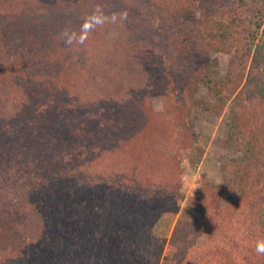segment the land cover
I'll list each match as a JSON object with an SVG mask.
<instances>
[{
  "label": "trees",
  "instance_id": "1",
  "mask_svg": "<svg viewBox=\"0 0 264 264\" xmlns=\"http://www.w3.org/2000/svg\"><path fill=\"white\" fill-rule=\"evenodd\" d=\"M1 1L8 4V15L14 21L3 41H24L25 50L33 53L19 56V52L10 53L5 43L0 46V93L8 110L0 113V119L19 118L16 133L4 141V147L0 146V247L12 246L3 252L9 261L0 264H158L161 257L156 249L160 245L149 250V245L156 244L155 238L148 233L145 239L137 225L151 230L158 220L155 197L167 193L163 184L172 182L178 163L175 155L181 156L195 138L189 109L179 113L168 104L165 112L153 118L150 110V118L142 125L133 121L137 134L129 137L119 127L122 118L132 122L130 107L133 109L137 102L147 105L152 93L181 100L185 90L195 92L197 85H205L221 104L235 97L231 130L241 155L230 161L224 174L229 181L240 177L245 207L229 208L230 227L262 239L264 246V178L258 166L264 163V53L251 57L248 49L237 45L236 38L221 32L216 48L227 51L231 58L226 76L213 79L205 52L214 49H203L192 38L206 25L205 19L199 22L197 18L198 0H152L154 11L146 6V0ZM42 9L53 13L62 9L70 19L67 24L61 23L62 27L48 22L50 28H39L36 39L24 25L33 24L37 10ZM142 19L153 23L143 24ZM25 33H29L27 37ZM248 67L247 79L240 84ZM119 82L123 88L116 93ZM103 99L111 102L104 106ZM77 112L80 118L75 116ZM92 118L93 126L88 122ZM51 131L58 132L49 138ZM37 132L45 133L40 138L45 145H38L40 141L34 136ZM28 140L37 143L30 147ZM102 140L107 143L99 145ZM88 144L94 151L99 145L98 155L113 170L118 168L116 177L121 179L125 174L123 178L129 180L128 174L133 173L137 182L141 181L122 198L132 205L133 214L129 216L137 225L120 218V204L105 207L115 210L109 213L88 214L86 222L70 206L69 193L74 188V195L85 192L82 185L89 184L86 178L78 180L74 175L76 168L81 170L78 161L85 170L89 168ZM56 146L66 158L48 160L45 152ZM26 160L40 166L34 169ZM50 161L53 166L59 165L52 169ZM225 197L232 198L229 189L203 183L193 204L208 214L207 225L220 214L223 217L222 210H213V205ZM64 213L71 220L67 221ZM149 218L150 225L146 222ZM186 227V223L177 225L170 242L180 251L182 240L181 254L193 245L191 228ZM61 228L67 231L62 234ZM57 233L64 237L57 239ZM49 237L66 247L64 255L60 252L54 256L50 250L45 256L43 244ZM191 261L196 263L193 258Z\"/></svg>",
  "mask_w": 264,
  "mask_h": 264
},
{
  "label": "rangeland",
  "instance_id": "2",
  "mask_svg": "<svg viewBox=\"0 0 264 264\" xmlns=\"http://www.w3.org/2000/svg\"><path fill=\"white\" fill-rule=\"evenodd\" d=\"M2 3L3 2L0 0V46L5 43L10 53L19 52V56L22 52L32 54V51L28 52L25 50L24 46L26 42L24 41L18 40L17 43L9 40L3 41L5 38L4 33L8 28L13 27L12 24L14 21H11L13 18L8 15L10 13L8 4ZM145 3L147 7H150L154 11L155 5L153 6L152 0H146ZM137 7L141 10L143 9L142 5ZM58 10L59 11H54V13L52 10L47 9L37 10L34 23L25 24L24 28L26 31L32 33V37L37 39L36 31L39 30V28L46 29L44 25L49 27L48 22H54L55 26L62 27V24H67L70 17L67 11L62 9ZM172 10H174V8H172ZM169 13V16H171L172 12L170 9ZM197 15L199 22H202L200 19H205L206 25L192 38L197 39V42L203 45V49H206L208 46L214 49L205 52L210 59L209 68L212 72L213 79H223L226 76L231 58L227 51L221 49L217 50L216 48L218 45L216 43L220 40L219 36L221 32H227L232 39L236 38L238 41L237 45H240V47L242 46L244 49H248L251 57L258 52L259 54L264 53V0H198ZM136 18H138L139 21L141 19L139 16ZM142 23L152 24L153 22L142 19ZM27 34L29 33H25V37L28 36ZM15 55L17 56V54ZM2 60L3 57H0V63ZM133 62H135V59H133ZM166 65H170L168 61H166ZM248 71L249 67L240 84L246 81ZM1 78L2 77H0V81ZM130 78L132 77L130 76ZM120 82L119 85L116 83V93L120 92L123 88ZM240 90L241 87L239 86L236 95L240 93ZM168 91L170 92L169 89ZM185 92L181 100L173 99L172 97L163 98L162 93L161 95L152 93L150 95V103L147 105L137 102V105L133 107V109L130 107L129 111L133 119L131 123H129L127 119L121 117L123 120L122 126L119 127V131H121L124 136L129 137L132 134H137L133 121H137L138 124L142 125L143 120L145 121L150 118L148 113L150 110L152 112L151 117L153 118V116L165 112L168 104L170 105V109L172 108L173 111L179 113L183 111L184 108L186 110L189 109L192 131L195 134V138L185 150L180 152L181 156L175 155L178 163L177 166H175V174L171 176L172 182L168 180L163 184V187L167 188L168 191L167 193L157 195V198L155 197V205L157 206L156 216L158 220L153 224L151 230L146 225L142 227V224H138L134 217L132 219L129 216L131 213L133 214V207L122 199L133 187H139V182L141 181L137 182V176L133 173L128 174V176H131L129 180L123 178L125 174H123L121 179L116 177L115 174L118 168L115 166L116 170H113L114 168L109 166L97 153L98 146L107 143L103 140L98 143L99 145H96L95 151L91 148V144H88L89 149H91V152L86 155L88 156L87 165L89 168L85 170L82 167V163L78 161V166L81 170L79 171L78 168H76L74 175L78 180L86 178L89 184L82 185V188L86 190L85 192L75 195L73 194L74 188L69 193V195L72 194V197H70L71 199H68L71 201L69 204L76 210V214L80 216L84 222H86L88 214L94 217L99 213H105V211L109 213L114 209L112 208V210L109 211L108 209L106 210L105 207L120 204L123 209L122 212H118L120 218H123L124 221H133L135 223L134 226L138 224L137 226L140 227L145 239L148 233L151 235V238L152 235L153 238H155L153 242L156 244L152 247L149 245L148 249L154 250L156 245H160L157 246L159 248L156 249L158 255L161 257L158 264H182V262L183 264H190L192 262L191 258L196 262L194 264H264V254L257 250L262 247V239L257 240L252 236L249 237L241 230H236L234 226L230 227L232 221L230 220L231 210H229V208H232L233 205L242 208L245 207L242 205L244 198L241 196L242 188L240 177L234 176L231 181H229L224 174L226 166L230 161L232 159H237L241 155L236 149V139L231 130L233 115L236 109L235 97L230 99L227 103H218L214 94L210 93L205 85H197L195 92L191 89L189 90V88L185 90ZM178 101L180 104L177 105L176 103H178ZM105 102V99H103L104 106ZM109 102L111 101H107L106 104ZM0 105L2 108L0 113H2V111L6 113L5 111H8L5 106L6 99L3 98L1 93ZM143 107L146 109V111L144 109L145 112L143 111ZM75 116L80 118V113L77 112ZM17 119H19L17 116L0 119V146L3 145L4 147V141L16 133L17 124L19 122ZM88 122H91L92 126L95 125L93 118ZM150 123L149 126L151 125ZM57 132L58 131L53 133V131H51L48 137L54 136ZM44 134L45 133L37 132L34 135L37 138L36 141H40L38 144L39 146L46 144L43 140H40L41 137L44 138ZM1 135H4V139H1ZM149 135L153 137L154 131L149 133ZM56 137H59V133L55 138ZM36 141L28 140L26 144L29 143L30 147H32L36 145ZM174 143L176 144L177 141L175 140ZM38 149L39 151H43L40 147ZM82 151L80 154L85 153ZM45 153L48 160L66 158L59 146L53 147ZM25 162L34 169L40 166L38 163L33 164L32 161L26 160ZM48 163L52 169H55L54 167L59 165L55 164V166H53L51 164L53 162L51 161ZM262 164L264 163L258 164V166L260 165L259 172L263 173L261 178H264V165ZM177 170H179V173H176ZM85 171L89 174L88 177H86ZM117 173L119 174L120 172ZM262 181H264V179ZM203 183L212 187L220 186L227 188L232 195L231 199L225 197L222 200H218V202L213 205V210H222L223 217L220 214L218 219L216 218L212 221V224L209 225H207L208 214H206L202 208L195 207L193 204V200L200 195ZM140 195H142V197L145 196V194ZM112 198H114V201L110 204L109 200ZM15 200L18 202L19 198ZM106 201L108 205L103 206ZM226 209L229 211L224 213ZM59 216L62 217L63 213ZM64 216L68 217V219L66 218L67 221L71 220L67 213H64ZM141 216L142 214L140 215V221ZM31 221L34 222L33 219ZM146 222L149 223L148 225L152 223H150V218ZM220 222L222 224L221 227L219 226ZM184 223L191 228L189 235L190 242L193 245L185 254H181L182 240H180L179 243L180 251L171 245L170 242L176 231V226L184 225ZM61 231H63L62 234H64L67 230L61 228ZM186 232L188 233L187 229ZM60 236L64 237L61 233L56 234L57 239ZM51 239L52 237L45 239V243L43 244L45 248L44 251H46L45 256L50 255V250H52L51 252L54 253V256L58 255L60 252L64 255L66 247L59 243L57 244V242H53V240L51 241ZM32 240V238L29 239V242H32ZM61 242L62 241H60V243ZM11 247V245L9 247H0V262L5 263L9 261H7L6 256L3 255V252L8 251ZM197 249H199L198 253ZM181 260L183 261L181 262Z\"/></svg>",
  "mask_w": 264,
  "mask_h": 264
},
{
  "label": "clouds",
  "instance_id": "3",
  "mask_svg": "<svg viewBox=\"0 0 264 264\" xmlns=\"http://www.w3.org/2000/svg\"><path fill=\"white\" fill-rule=\"evenodd\" d=\"M259 252H264V246L257 249Z\"/></svg>",
  "mask_w": 264,
  "mask_h": 264
}]
</instances>
